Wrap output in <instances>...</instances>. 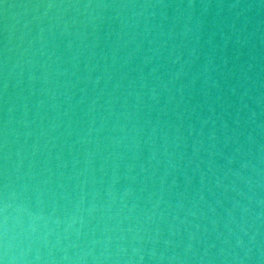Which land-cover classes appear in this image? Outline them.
Here are the masks:
<instances>
[{
	"label": "water",
	"instance_id": "obj_1",
	"mask_svg": "<svg viewBox=\"0 0 264 264\" xmlns=\"http://www.w3.org/2000/svg\"><path fill=\"white\" fill-rule=\"evenodd\" d=\"M0 264H264V0H0Z\"/></svg>",
	"mask_w": 264,
	"mask_h": 264
}]
</instances>
